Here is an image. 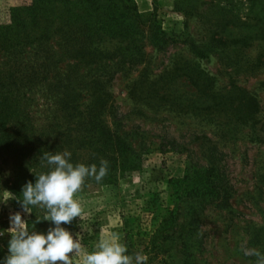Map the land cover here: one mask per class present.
I'll return each instance as SVG.
<instances>
[{"label": "rangeland", "instance_id": "1", "mask_svg": "<svg viewBox=\"0 0 264 264\" xmlns=\"http://www.w3.org/2000/svg\"><path fill=\"white\" fill-rule=\"evenodd\" d=\"M66 2L0 0V70L11 78L0 92L16 83L36 135L80 132L73 164L108 162L76 194L84 218L62 227L89 253L117 234L147 264H257L245 250L264 255V0L117 1L108 23L87 0ZM15 160L0 147V198L15 196ZM30 207L0 200V230L16 212L30 232L54 227Z\"/></svg>", "mask_w": 264, "mask_h": 264}, {"label": "clouds", "instance_id": "2", "mask_svg": "<svg viewBox=\"0 0 264 264\" xmlns=\"http://www.w3.org/2000/svg\"><path fill=\"white\" fill-rule=\"evenodd\" d=\"M71 153H44L42 159L47 162L51 170L36 176L35 183L29 181L22 189V199L13 195L0 198L5 203L10 199H17L25 213H31L30 206H39L46 209V214L40 220L51 221L46 234L29 231L28 223L22 218L20 212L10 215V226L0 230V237L7 232L8 255L3 264H147L148 256L142 252L128 254V248L120 242L117 234H104L100 237L96 247L97 251L87 252L81 240L62 227L71 224L79 217L84 218L82 203L76 198L81 192L86 178L92 177L97 182L108 173V162L102 160L97 169L95 164L86 166L83 163L70 162ZM258 257L257 264H264V255L253 250L245 255Z\"/></svg>", "mask_w": 264, "mask_h": 264}, {"label": "trees", "instance_id": "3", "mask_svg": "<svg viewBox=\"0 0 264 264\" xmlns=\"http://www.w3.org/2000/svg\"><path fill=\"white\" fill-rule=\"evenodd\" d=\"M53 1V0H52ZM60 4L66 2L64 0H57ZM89 6H94L95 10L102 11L101 13L97 14L99 17L97 20L102 21L104 23H108L112 19L115 18L113 11V3L117 1H125V0H106L107 6L105 7L106 10L102 9V5L104 4V0H87ZM129 1V0H127ZM66 4H69V0H67ZM103 16V17H102ZM118 35L117 33H115ZM49 56L41 57V61L45 63L48 61ZM9 72L0 70V78L10 80V75L7 76ZM17 85L14 83V86L11 88H5L4 91L0 92V147L7 150L11 157L16 159L14 162L15 165L13 166L12 172L8 173V187L10 191L15 195V197L22 199V189L24 185L31 181L35 183L36 176L47 173L51 170L52 166H49L45 160L42 159L44 153L54 154L55 150L60 148H65V150L70 151L72 145L75 144V149H79L80 151L84 150L80 145L78 146L77 143L80 141H84L85 139L78 140V134L74 135L73 139H71V134L73 129L75 128H68V131L60 132L58 135H47V134H37L35 133L33 127L28 123L30 121L29 112L23 110L21 107V94L19 89L16 88ZM16 89V90H15ZM23 105V104H22ZM71 108L74 109V106L70 104ZM66 109V108H65ZM80 123L78 124L81 127L82 131H89L90 128L87 127V121H84L82 118ZM7 123L14 124L16 126L15 131L12 133L4 132V127ZM105 131V135L107 137H116L114 133L109 132L106 128H102ZM69 134V136L67 135ZM59 136V137H58ZM59 138L56 142V139ZM60 142V144H58ZM78 146V147H77ZM117 146L115 145V148ZM44 148V149H43ZM25 150V161L31 163L29 165L30 170L28 171L27 168L24 167V163L22 165H18L23 157ZM110 161H115V156H109ZM169 215H172L169 212ZM171 218V217H169ZM172 219V218H171ZM168 220V217H167ZM127 234H125L124 240H126ZM128 254L133 255L134 250L132 249V244L129 243L127 245Z\"/></svg>", "mask_w": 264, "mask_h": 264}]
</instances>
